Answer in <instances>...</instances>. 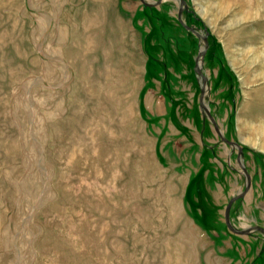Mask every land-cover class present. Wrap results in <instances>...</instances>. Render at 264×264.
<instances>
[{
    "label": "rangeland",
    "instance_id": "obj_1",
    "mask_svg": "<svg viewBox=\"0 0 264 264\" xmlns=\"http://www.w3.org/2000/svg\"><path fill=\"white\" fill-rule=\"evenodd\" d=\"M184 2L0 0V264H264V0Z\"/></svg>",
    "mask_w": 264,
    "mask_h": 264
},
{
    "label": "water",
    "instance_id": "obj_2",
    "mask_svg": "<svg viewBox=\"0 0 264 264\" xmlns=\"http://www.w3.org/2000/svg\"><path fill=\"white\" fill-rule=\"evenodd\" d=\"M139 1H140L144 6L151 7V6H153V5H156V6H157V5H160L164 0H159V1H158L157 3H155V4H148V3L145 2V0H139ZM179 1H180V9H179V11H178L177 20H178L179 24H180L185 30L191 32V33L194 34L197 38H199V39H203V41H204V43H205V47H204L203 49H201L200 52H199V54H198V59H199V58H202V57L205 55V52H206V49H207V46H208V45H207V39H206V37L201 36V35H200L197 31H195L193 28L188 27L186 24L183 23V21H182V19H181V15H182L183 9L186 8V4H185L184 0H179ZM195 72H196L197 75H199V76L201 77V81H202V83H203V89H202V91H201V92H202V95H201V98H200V108L204 111V113H205L206 116L210 119V121L215 125L214 120L212 119V117H211V115H210V112H209L208 107H207L206 105L203 104V94H204V90H205L204 87L206 86L207 80H206V78L202 75V72H201V66H200V63H199V62H197V64H196ZM215 130H216L218 136H220V138L223 139L227 144H232L231 142L225 140V139L222 137V135H221V133L219 132V130L217 129L216 125H215ZM233 145H234L235 147H238V145L235 144V143H233ZM238 149H239V148H238ZM240 152H241V150L239 149V154H240ZM238 161H239L238 163H240L239 165H240V168H241L242 172H243L244 175L246 176L247 184H246V189H245V191H244L243 193L237 195L236 197H233V198L229 201L228 205H227L226 208H225V214H224L225 224H226L227 228H228L230 231H232L233 233H237V232H235V231L232 229V227L230 226V223H229V212H230L231 206H232V204H233L236 200H238L239 198L243 197V196L246 194V192L249 190V188H250V176H249L248 173L246 172V169L244 168V166L241 164L239 158H238ZM252 231H258V232H260V233H262V234L264 235V229L261 228V227H254V228H252V229H248V230H245V231L238 232V234H239V235H246V234H248V233H250V232H252Z\"/></svg>",
    "mask_w": 264,
    "mask_h": 264
},
{
    "label": "bare ground",
    "instance_id": "obj_3",
    "mask_svg": "<svg viewBox=\"0 0 264 264\" xmlns=\"http://www.w3.org/2000/svg\"><path fill=\"white\" fill-rule=\"evenodd\" d=\"M206 90H207V89H206ZM254 145H256V144H254ZM262 150L264 151V144H263Z\"/></svg>",
    "mask_w": 264,
    "mask_h": 264
}]
</instances>
